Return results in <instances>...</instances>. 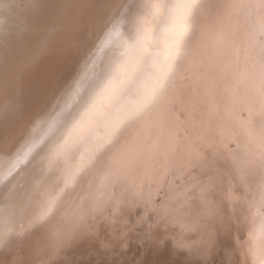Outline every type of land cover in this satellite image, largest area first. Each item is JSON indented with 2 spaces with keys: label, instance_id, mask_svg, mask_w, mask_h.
Returning <instances> with one entry per match:
<instances>
[{
  "label": "bare ground",
  "instance_id": "bare-ground-1",
  "mask_svg": "<svg viewBox=\"0 0 264 264\" xmlns=\"http://www.w3.org/2000/svg\"><path fill=\"white\" fill-rule=\"evenodd\" d=\"M23 1L59 5L0 90V264H264V0Z\"/></svg>",
  "mask_w": 264,
  "mask_h": 264
},
{
  "label": "rangeland",
  "instance_id": "rangeland-1",
  "mask_svg": "<svg viewBox=\"0 0 264 264\" xmlns=\"http://www.w3.org/2000/svg\"><path fill=\"white\" fill-rule=\"evenodd\" d=\"M58 5H53L54 7H51V9H49V12L46 13L44 16H40L39 11L36 13L35 9L31 11V8H27V6L25 5V1L23 0L22 2H17V4L15 5V9L14 7H11L10 9H7L6 7L0 8V20H16V22H14L13 24H5V27L6 29L8 28V30L4 31L3 33L4 39H0V90L4 85L3 79L9 77L12 73L11 71L14 72V69L15 71L20 72L19 78L24 77L26 72L32 69L33 64L36 61H31L32 59L30 60V58L28 57L26 58V54L29 52L31 47L37 45L39 38H41V36L48 29H50L49 23H51V18L57 11ZM50 10H52L51 14ZM19 66L24 67L20 69ZM10 68H12V70ZM22 79H18V85L21 84ZM23 101L25 102L24 99ZM22 119L24 120L23 113L17 116L15 122H19L20 120L22 121ZM148 242L149 240H143L142 242H132L133 245L131 254L128 255V259L130 258L133 260L131 264H163V259H161L162 257L160 255H154L149 253L152 249L147 246ZM81 259L84 260V258Z\"/></svg>",
  "mask_w": 264,
  "mask_h": 264
}]
</instances>
